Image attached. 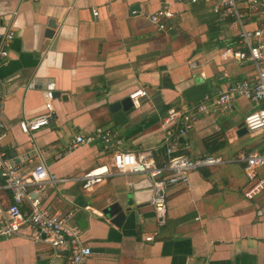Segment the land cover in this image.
<instances>
[{
    "label": "crops",
    "instance_id": "1",
    "mask_svg": "<svg viewBox=\"0 0 264 264\" xmlns=\"http://www.w3.org/2000/svg\"><path fill=\"white\" fill-rule=\"evenodd\" d=\"M164 5L174 16L166 20L170 29L158 30L147 16ZM243 16L247 28L262 23ZM9 30L14 36L0 62L3 148L23 173L42 163L66 179L38 197L50 212L83 217V228L74 216L69 220L91 248L82 264H264V189L245 197L251 183L239 160L263 148L264 131L241 128L262 102L235 94L228 111L209 102L208 113L197 114L192 129L178 136V153L221 162L195 168L187 184L168 186L166 224L152 241L145 240L156 228L150 179L114 173L84 189L81 175L110 165L112 149L98 138L71 146L77 134L103 127L117 132L123 149L149 150L163 164L165 139L176 130L163 126L169 108L189 109L218 89L253 80L250 62L222 56L237 48L238 29L211 1L0 0V36ZM48 87L52 118L31 134L21 132V119L43 111ZM139 88L146 95L131 108L114 107ZM258 169L263 177L264 165ZM0 202L9 204L6 191L0 190ZM113 203L125 210L119 224L103 213ZM28 232L1 240L0 264H47V246L32 243Z\"/></svg>",
    "mask_w": 264,
    "mask_h": 264
},
{
    "label": "built area",
    "instance_id": "2",
    "mask_svg": "<svg viewBox=\"0 0 264 264\" xmlns=\"http://www.w3.org/2000/svg\"><path fill=\"white\" fill-rule=\"evenodd\" d=\"M37 1V0H31ZM197 3L205 0H187ZM213 3L215 12L220 13L224 19H230L232 26L237 27V48H226L222 52L224 58L243 62L248 61L255 70L252 81L241 80L230 84L227 88L218 89L213 97L206 96L204 100L189 109L171 107L163 118V126H175L176 130L165 139L166 161L158 164L151 151L143 149L137 152L122 148V139L116 131L103 127H96L88 135L77 134L72 140V147L86 144L99 139L104 149H112L111 164H101L84 171L81 175V186L89 189L107 176L117 174H144L151 181V198L156 228L147 235L145 240L152 241L159 229L166 224L167 200L166 192L170 185L187 184L189 174L198 167L213 166L221 162V158L213 155L190 157L177 152V138L192 129L197 114L208 113V103H214L222 111H228L232 106L235 94L254 102L263 104L243 118L244 127L251 132L264 131V0H208ZM247 13L248 20L255 16L262 19L261 25L247 28L242 19L243 11ZM93 10V15H96ZM174 12L168 5H164L148 14L149 21L158 30L170 29L166 20L171 19ZM254 22V21H253ZM14 36L9 30L0 36V62L7 56V48ZM194 66V63L190 64ZM28 87H35L31 82ZM43 111L32 118H23L18 126L21 132L31 134L46 126L53 116L54 92L51 87L42 90ZM146 91L139 88L129 94L134 102ZM0 99V190L6 191L10 202L3 206L0 202V243L3 239L20 235L23 230H29L27 237L34 244H45L49 250L47 264H82L91 254V248L83 243L79 227L69 223L74 213L60 214L50 212L42 207L38 194L47 185L58 181H65L49 172L47 167L39 163L28 172H21L18 165L6 155L3 148L5 125L1 116ZM239 160L243 164V171L250 181L245 197L252 199L264 189V176L258 177V168L264 165V145L261 151L241 155ZM166 174V175H165ZM34 196H30V188Z\"/></svg>",
    "mask_w": 264,
    "mask_h": 264
},
{
    "label": "water",
    "instance_id": "3",
    "mask_svg": "<svg viewBox=\"0 0 264 264\" xmlns=\"http://www.w3.org/2000/svg\"><path fill=\"white\" fill-rule=\"evenodd\" d=\"M50 27L47 31V35L50 36L53 33V27L54 23L50 22ZM123 107V109H129L133 106L132 100L129 97L124 98L121 102L115 103L114 107L120 106ZM241 128L244 130L246 129L243 125H241ZM103 213L110 216L112 219L113 223L119 224L120 221L124 218L125 216V210H123L122 207H120L118 204L113 203L108 205L104 210ZM74 219L77 221L79 227L83 228L84 225H82L83 217H79V215H75Z\"/></svg>",
    "mask_w": 264,
    "mask_h": 264
},
{
    "label": "rangeland",
    "instance_id": "4",
    "mask_svg": "<svg viewBox=\"0 0 264 264\" xmlns=\"http://www.w3.org/2000/svg\"><path fill=\"white\" fill-rule=\"evenodd\" d=\"M242 19L245 21V16H242ZM259 170V169H258Z\"/></svg>",
    "mask_w": 264,
    "mask_h": 264
}]
</instances>
